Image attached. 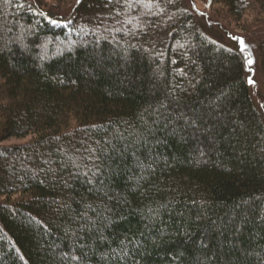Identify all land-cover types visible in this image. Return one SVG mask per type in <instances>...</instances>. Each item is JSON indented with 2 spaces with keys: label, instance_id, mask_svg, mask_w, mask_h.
<instances>
[{
  "label": "trees",
  "instance_id": "trees-1",
  "mask_svg": "<svg viewBox=\"0 0 264 264\" xmlns=\"http://www.w3.org/2000/svg\"><path fill=\"white\" fill-rule=\"evenodd\" d=\"M201 1L0 0V264H264V110L229 28L264 0Z\"/></svg>",
  "mask_w": 264,
  "mask_h": 264
},
{
  "label": "rangeland",
  "instance_id": "rangeland-1",
  "mask_svg": "<svg viewBox=\"0 0 264 264\" xmlns=\"http://www.w3.org/2000/svg\"><path fill=\"white\" fill-rule=\"evenodd\" d=\"M51 2H54V0H48ZM63 3H67L70 0H62ZM196 6L202 10L205 9V3H203L201 0H195ZM262 19L258 23L256 27H254L252 30L248 31L245 33L244 31L234 28L229 25V28H231L235 32H242L243 35L247 34L249 37V43H250V48L251 50L249 51L248 54V61L249 60H254L255 62L252 64L248 63V73H249V82L250 80L255 81V83H250L252 93L254 96L255 101L257 104L264 110V78L262 76V71L260 69V59L258 55V46H259V41L264 35V14L261 15ZM257 33V34H256ZM261 35V36H259ZM246 36V35H245ZM30 136L23 137V138H10L6 141L5 143H18V142H23L29 139Z\"/></svg>",
  "mask_w": 264,
  "mask_h": 264
},
{
  "label": "snow or ice",
  "instance_id": "snow-or-ice-1",
  "mask_svg": "<svg viewBox=\"0 0 264 264\" xmlns=\"http://www.w3.org/2000/svg\"><path fill=\"white\" fill-rule=\"evenodd\" d=\"M78 2H79V0H78ZM53 22H55V21H53ZM240 42L243 44L244 42H243V38H240ZM247 48V45H245V49ZM242 50H244V49H242ZM255 61L254 60H249L248 61V63L249 64H252V63H254ZM181 71H183V70H181ZM250 83H255V81H252V80H250Z\"/></svg>",
  "mask_w": 264,
  "mask_h": 264
}]
</instances>
